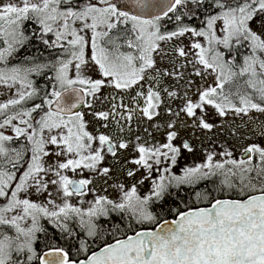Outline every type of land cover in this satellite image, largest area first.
<instances>
[{"label": "snow or ice", "instance_id": "6c2138e0", "mask_svg": "<svg viewBox=\"0 0 264 264\" xmlns=\"http://www.w3.org/2000/svg\"><path fill=\"white\" fill-rule=\"evenodd\" d=\"M0 264H264V0H0Z\"/></svg>", "mask_w": 264, "mask_h": 264}]
</instances>
